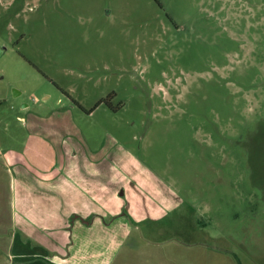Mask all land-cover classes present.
I'll return each instance as SVG.
<instances>
[{
    "label": "rangeland",
    "instance_id": "374dc122",
    "mask_svg": "<svg viewBox=\"0 0 264 264\" xmlns=\"http://www.w3.org/2000/svg\"><path fill=\"white\" fill-rule=\"evenodd\" d=\"M25 103L70 113L96 147L116 138L183 199L156 247L138 229L113 264H203L226 245L262 264L221 236L264 240V0H0L2 139Z\"/></svg>",
    "mask_w": 264,
    "mask_h": 264
},
{
    "label": "crops",
    "instance_id": "0c3cea01",
    "mask_svg": "<svg viewBox=\"0 0 264 264\" xmlns=\"http://www.w3.org/2000/svg\"><path fill=\"white\" fill-rule=\"evenodd\" d=\"M24 108L23 132L3 129L7 140L0 130V264H113L138 229L156 247L161 221L184 204L179 194L149 176L116 138L96 147L70 113ZM197 225L189 230L198 228V237L185 236L199 241L206 227L200 219ZM221 237L264 263L257 235ZM208 248L203 264H235L233 247Z\"/></svg>",
    "mask_w": 264,
    "mask_h": 264
},
{
    "label": "trees",
    "instance_id": "16d2710c",
    "mask_svg": "<svg viewBox=\"0 0 264 264\" xmlns=\"http://www.w3.org/2000/svg\"><path fill=\"white\" fill-rule=\"evenodd\" d=\"M100 102H103V100L100 101ZM100 102H98V103H100ZM257 179H258V177H253V176H252L253 183L256 184V185H259ZM260 185H263V186H264V183H263V184H260ZM239 263L241 264V261H240V260H239Z\"/></svg>",
    "mask_w": 264,
    "mask_h": 264
}]
</instances>
